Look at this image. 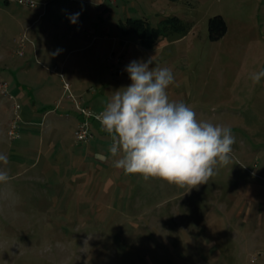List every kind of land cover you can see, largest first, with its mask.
Returning a JSON list of instances; mask_svg holds the SVG:
<instances>
[{
  "label": "rangeland",
  "instance_id": "374dc122",
  "mask_svg": "<svg viewBox=\"0 0 264 264\" xmlns=\"http://www.w3.org/2000/svg\"><path fill=\"white\" fill-rule=\"evenodd\" d=\"M17 1L0 0V171L9 176L0 182V264H264V78L251 79L264 70V0H159L157 15L145 2L146 15L135 18L156 27L175 17L186 32L179 36H188L159 51L142 48L134 33L120 45L130 50L129 63L153 57L152 67L170 68V101L184 102L198 120L228 127L235 136L230 162L191 189L114 168L112 141L99 122L89 121L87 142L74 136L84 118L76 111L98 116L113 90L131 81L121 53L105 50L93 61L94 48L81 50L83 44L44 27L56 26L59 16L69 25L78 13L70 11L73 5L93 8L96 23H112L114 5L32 0L29 8ZM215 16L227 31L212 42L208 21ZM60 42L63 51L54 56ZM71 77L79 95L72 93ZM83 77L89 83L83 85ZM12 82L25 85L14 98ZM93 97H99L95 109L83 106ZM66 104L76 111L63 115ZM23 111L31 120L22 119ZM54 118L63 121L52 132L61 139L49 147L40 134ZM16 119L22 130L10 140Z\"/></svg>",
  "mask_w": 264,
  "mask_h": 264
},
{
  "label": "clouds",
  "instance_id": "9594fccd",
  "mask_svg": "<svg viewBox=\"0 0 264 264\" xmlns=\"http://www.w3.org/2000/svg\"><path fill=\"white\" fill-rule=\"evenodd\" d=\"M79 15L72 14L70 21L76 23ZM153 63V57L131 61L125 69L131 84L114 91L97 116L112 141V166L126 175L189 189L206 184L214 169L230 162L235 136L228 127L198 120L184 102L170 101L173 72ZM262 78L264 70L251 76L254 84ZM8 180L7 172L0 171V182Z\"/></svg>",
  "mask_w": 264,
  "mask_h": 264
},
{
  "label": "crops",
  "instance_id": "0c3cea01",
  "mask_svg": "<svg viewBox=\"0 0 264 264\" xmlns=\"http://www.w3.org/2000/svg\"><path fill=\"white\" fill-rule=\"evenodd\" d=\"M54 1L55 0H52V2H50V3H53ZM87 1L90 2L89 0H87ZM92 1L93 0H91V3H92ZM118 1L122 2V4H123L122 8H120L119 4H117ZM69 2H71V3L72 2H76L77 4H80V2H77V0H69ZM117 2H115V4H113L115 9L108 13L109 16L113 17V22L112 23L106 22V21H104V22H102L100 24L96 23L94 21L93 17H94L95 14L97 15V13L95 12V10L93 8H91V7L84 8V7H79V5H73L70 8L72 10H70V11L73 12V11L76 10L78 13H80L79 18L77 19L76 23H71V21L68 20V22H69L68 24L69 25L64 26L65 22L63 21L61 16H59L58 17V19H59L58 24L56 26L55 25H51V24L50 25H46V27H44V31L47 32V34L50 33L51 35L55 34V33L61 34L63 36L67 35L68 36V40H74V41H72V43L77 44V46L83 44L82 48H80L81 50L86 51V49H88L89 51H91V49L94 48L91 51V53L93 55V61L97 60L98 53H100V52L104 53L105 50L109 51L107 54H112L114 52L115 53L119 52V53L122 54L121 55L122 58L120 59V61L123 63V65H124L123 67L126 69V66L129 64L128 61L131 58V55L129 53L130 50L128 48L123 50V48H120V45H127L128 42H127L126 38H128V36L130 34H132L133 32H131V31H128L127 33L123 32V30L121 29L122 25L124 24V22L127 19H135V20L141 19V18H135V17H139V16H135V15H138L139 13H144V15H146V12L144 10V9H146L145 8L146 6H144L145 2L150 4L153 8L155 7L156 15L158 13L161 14V11H158L159 8L157 9V6H156V4L159 2V0H140V3H137L136 0H117ZM176 2H177V0H171V1H168L167 3L168 4H175ZM56 6L57 7H55L54 9L53 8L51 9V15L52 16L57 14L56 11H57V9H59V6L58 5H56ZM131 6H133L134 8H130ZM104 12H102V13H104ZM42 16H43V14H39L38 17H42ZM107 18H109V17H104V20L107 19ZM141 20H146V19L143 18ZM162 22H159L156 27L160 26V24ZM32 25H34V21L31 22V25H29L27 27L30 28ZM150 26H151V24H150ZM71 27H73V28H71ZM156 27H153V28H156ZM59 30H63V31L61 32ZM57 31H59V32H57ZM187 36H188V34L187 35H183V36H179L178 33H172V34H168V35H165V36H161V37L157 38L154 41L151 49L155 46L157 48V50L159 51L161 48L164 47V45L168 44V42H170V40L171 41H178V40H182V39L186 38ZM46 40H47V38L45 37L44 41H46ZM99 40H101L100 46L99 47L95 46L97 44L96 42H98ZM107 42L108 43L110 42L108 48L105 47V45L108 44ZM32 43H33V41H29L28 45L32 46ZM139 44H140V42H139ZM63 46H64V44H62L60 42L59 46H58V48L56 50V54L54 53V56L55 55L57 56V55L61 54V52L63 51ZM142 48H144V47H142ZM97 78H98V76L96 75V79ZM89 79H91V78H87L86 77V78L81 80L82 81L81 83L83 85H85L86 83H89V81H90ZM70 81L72 83L71 86H70L73 89L72 93H74V94L78 93L77 89H79V87H78L79 83H76L74 81V78H72V77H71ZM98 82H99L100 85H102L101 80L98 81ZM8 89H13V91L11 90L12 94L10 96L12 98H14L16 93H17V90H15V89H25V85H23L20 82L19 83L16 82L15 85H14V82H12L10 86L8 85ZM48 89L49 88L46 89V95H49V90ZM114 91H116V90H113V92ZM76 95H79V94H76ZM79 97H81V96H79ZM97 98H99V97H93L90 100V102H85V100H83L84 101V105L83 106L88 107V109L89 108L90 109H95L96 105L98 103ZM59 102H60V100H58V102L56 103V106H61L62 105L61 103L59 105L58 104ZM66 105H67L66 106L67 108L63 109V111H62L63 115L64 114L67 115L69 113L71 114L74 111H76L75 109H73L72 104H70V105L66 104ZM51 111L53 112V110H51ZM76 113L79 114L77 111H76ZM76 113L73 114L75 117L72 118L73 122H75V123H77L80 120V119L77 118V116H76L77 114ZM46 114H47V112L43 115L42 118L46 117ZM21 116H22V119L24 121H27V120H31V116L32 115L28 114L26 111H23ZM59 118H61V115H60ZM59 118L51 119V121L46 126L44 134H40V142H42V144H44V142H46V143L49 144V147L50 146L55 147V144H54L55 142L60 143L59 142L60 140L58 141V139H61V137H58V135L55 136L52 133L54 131V128L58 125L59 122L63 123V121L59 120ZM92 141H94V138H93ZM96 141L101 146V144L103 142L102 138L96 139ZM94 155L96 156V154H92V156H94ZM81 164H82V162H81Z\"/></svg>",
  "mask_w": 264,
  "mask_h": 264
},
{
  "label": "trees",
  "instance_id": "16d2710c",
  "mask_svg": "<svg viewBox=\"0 0 264 264\" xmlns=\"http://www.w3.org/2000/svg\"><path fill=\"white\" fill-rule=\"evenodd\" d=\"M123 32H133L137 35L140 45L146 49H150L154 41L161 37L172 33L185 34L180 21L171 17L164 20L160 26L153 28L146 20L127 19L122 25ZM227 31L226 24L221 16H215L208 21L209 40L212 42L220 40Z\"/></svg>",
  "mask_w": 264,
  "mask_h": 264
},
{
  "label": "built area",
  "instance_id": "2783aa9c",
  "mask_svg": "<svg viewBox=\"0 0 264 264\" xmlns=\"http://www.w3.org/2000/svg\"><path fill=\"white\" fill-rule=\"evenodd\" d=\"M105 2H109L110 4H115L116 0H101V3H105ZM17 3L20 6H24V7H29V8H33L35 6V3L32 0H18ZM5 88V87H4ZM5 94V93H2ZM86 111H88L85 108H82L81 110H79V114L82 115L84 118L83 120H81L79 122V125L77 126V129L74 132V136L76 138L77 141L85 143L87 142L89 139H91L92 134L90 132V120L95 121V122H99L97 120V115H91L90 113H87ZM18 118V117H17ZM22 127L18 122V119H16L9 131H8V137L10 140H15L18 139L20 137V133H21Z\"/></svg>",
  "mask_w": 264,
  "mask_h": 264
}]
</instances>
